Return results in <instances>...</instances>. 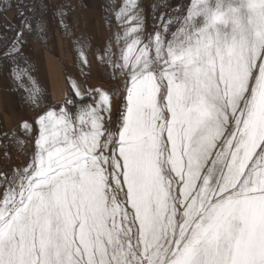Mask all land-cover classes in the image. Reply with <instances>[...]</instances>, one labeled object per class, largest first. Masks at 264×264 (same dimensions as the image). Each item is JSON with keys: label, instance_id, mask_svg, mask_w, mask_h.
<instances>
[{"label": "snow or ice", "instance_id": "1", "mask_svg": "<svg viewBox=\"0 0 264 264\" xmlns=\"http://www.w3.org/2000/svg\"><path fill=\"white\" fill-rule=\"evenodd\" d=\"M21 3L13 24L0 0V70L43 111L19 125L28 158L0 160V264H264V0L110 4L109 86L78 37L81 79L52 105L20 68L29 36L47 43Z\"/></svg>", "mask_w": 264, "mask_h": 264}, {"label": "crops", "instance_id": "2", "mask_svg": "<svg viewBox=\"0 0 264 264\" xmlns=\"http://www.w3.org/2000/svg\"><path fill=\"white\" fill-rule=\"evenodd\" d=\"M109 1L115 0H35V20H42L47 35L46 45L35 38V34L29 36V43L24 46V51L30 58V65L21 64L20 68L29 69L30 75L39 82L46 92L49 105L55 104L64 98V93L70 91L67 81L69 75L81 79L76 46L78 37H88L89 45L86 54L91 61V69L87 77L90 86L105 87L104 77L100 72L97 62L98 49L109 39L111 23L106 17V6ZM13 7L5 13L13 24H18L19 19L15 15L17 0H12ZM19 6H22L21 4ZM63 8L66 12L65 26L59 23L56 15L57 10ZM38 12V13H36ZM29 15H32L31 13ZM114 21V19H113ZM35 22V21H34ZM4 21L0 20V28ZM20 87H31L30 81L23 72L20 73ZM25 93L17 90L16 84L10 82L4 70H0V133L16 130V137L28 141L26 150L16 144L15 139L7 141L0 136V160L5 158V153L11 155L12 163H22L28 158L32 150V139L36 132L31 135L19 127L21 120H28L37 126L34 120L42 108L33 109L21 100Z\"/></svg>", "mask_w": 264, "mask_h": 264}, {"label": "rangeland", "instance_id": "3", "mask_svg": "<svg viewBox=\"0 0 264 264\" xmlns=\"http://www.w3.org/2000/svg\"><path fill=\"white\" fill-rule=\"evenodd\" d=\"M117 4L115 3H112L111 1H109V5L110 4H114L115 5V8L118 10L119 7L121 6L123 0H115ZM142 3H151V0H141ZM172 2V5L173 7H176V6H179V5H186L187 3H183L181 4L180 0H171ZM106 8V12L108 13L109 12V9H108V5L105 7ZM111 28H110V32H109V38L113 37L114 36V33L116 32V26H115V21L112 20L111 22ZM149 30H150V20H149ZM104 46H102V49H103ZM109 85L107 83V85L105 86V88H107ZM113 119L115 120V114L113 115Z\"/></svg>", "mask_w": 264, "mask_h": 264}, {"label": "trees", "instance_id": "4", "mask_svg": "<svg viewBox=\"0 0 264 264\" xmlns=\"http://www.w3.org/2000/svg\"><path fill=\"white\" fill-rule=\"evenodd\" d=\"M169 2L172 4L171 0H169ZM180 2H181V4H183V3H187L188 0H180ZM33 3L34 4L36 3L35 0H22L21 5L23 6V4H33ZM36 13H38V12H36ZM106 17L109 20V12L106 14Z\"/></svg>", "mask_w": 264, "mask_h": 264}]
</instances>
